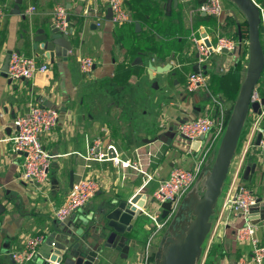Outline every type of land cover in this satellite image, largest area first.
I'll use <instances>...</instances> for the list:
<instances>
[{
  "label": "crops",
  "instance_id": "0c3cea01",
  "mask_svg": "<svg viewBox=\"0 0 264 264\" xmlns=\"http://www.w3.org/2000/svg\"><path fill=\"white\" fill-rule=\"evenodd\" d=\"M153 1L164 19L173 12L179 14L180 35L187 39L182 54H173L163 60L142 53L141 44H138L141 38L137 35L147 34V27L135 22L129 9L131 21L114 25L107 0H0L5 12L4 18L0 19V69L9 51L20 52L49 65L46 73H38L29 81L10 83L0 72V264H12L11 253L23 248L26 237L50 235L56 231L54 213L80 179H93L100 184L99 192L84 208L90 214L99 213L112 198L130 200L143 194L150 200L174 168L193 169L202 159L193 185L201 190L204 177H200L213 163V136H209L205 145L202 142L199 152L188 154L190 145L178 133L179 124L201 115L200 109L204 107L202 96L206 90L189 93L186 89L188 75L200 70L199 53L191 37L205 31L212 42H216L218 36L232 33L233 40L238 39L239 43L237 20L245 33L247 21L244 16L243 20L233 12L228 14L224 10L227 7L225 1L219 16L200 12V6L206 0ZM258 5L264 8V4ZM31 6H35L36 11L27 13ZM58 6L65 7L69 14L73 50L66 58L55 57L52 61L41 48L42 43L36 40L50 34L54 10ZM16 7L20 14H16ZM151 14L152 9L146 8L145 15ZM137 23L141 27L139 31ZM224 55L230 56L225 64L223 59L202 66L208 75V87L211 75L223 76L238 67V77L242 70L245 78L249 64L248 39L243 40L242 48L236 54ZM83 58L94 61L91 77L81 72ZM151 64L171 69L157 73L150 69ZM216 64L220 65L219 71H211L210 67ZM170 83L172 86L166 96L163 93L154 95V90ZM258 90L264 99V76ZM37 102L56 109L60 115L53 133L43 138V145L53 160L50 184L42 191L19 180L24 156L14 153L10 142L17 132L15 119ZM258 115L250 110L235 155V169L225 183L215 209L213 227L207 238L215 239L209 258L213 264H253L251 246L236 241V231L245 219L225 214L223 224H217V221L238 169L243 185L264 201V155L256 146ZM261 125L264 127V121ZM98 140L101 144L96 148ZM109 146L115 147L121 163L136 164L137 168L87 160L92 149L95 153L106 152ZM248 164L256 165V168L250 173L249 180H245ZM151 206L148 204L145 210L150 211ZM145 218L148 217L143 215L141 230L130 236L132 240L124 247L119 264H156L165 234L148 226ZM257 236L264 246V221L259 223ZM226 241L230 242L229 252Z\"/></svg>",
  "mask_w": 264,
  "mask_h": 264
},
{
  "label": "water",
  "instance_id": "95a60500",
  "mask_svg": "<svg viewBox=\"0 0 264 264\" xmlns=\"http://www.w3.org/2000/svg\"><path fill=\"white\" fill-rule=\"evenodd\" d=\"M245 17L248 24L249 64L239 97L234 105L228 126L216 160L210 171L203 173L201 190L193 188L182 206L172 209L170 203L162 206V219L174 216L163 237L162 246L156 255V264H198L203 245L211 233L215 209L221 197L225 181L227 180L232 161L236 155L238 144L247 121L250 110L260 114L261 103H251L254 89L259 85L264 72V50L261 43L260 10L254 0H231ZM16 14L21 11L16 7ZM239 45L242 48L243 36L238 20ZM140 30V24H136ZM207 34H203L205 37ZM41 48L46 51V57L52 61L55 57L66 58L73 50L70 36L61 33L53 25L50 34L38 37ZM211 48V42L206 41ZM237 50L232 54H236ZM211 51L212 48H211ZM222 53L230 54L223 50ZM12 51H9L0 69L1 76L9 79V61ZM206 69V66L203 67ZM150 69L157 73H166L171 69L157 68L153 64ZM197 70V68H196ZM11 83V79H9ZM157 88V86H154ZM182 136V135H181ZM190 145V142L182 136ZM262 135L258 134L256 146L259 147ZM204 137L191 145L193 151L198 152ZM256 165L248 164L244 179L249 180L250 173H254ZM199 179V181H200ZM148 204L147 195L138 194L130 200L112 198L106 202L104 208L97 214H90L80 209L73 213L66 222L56 223V231L51 233L36 256L28 264H119L122 251L132 240L134 231H139L143 224V212ZM260 213V214H258ZM192 219H191V216ZM256 224L264 221V201L259 199L252 208L250 216ZM54 244V245H53ZM229 241L225 245L229 252ZM119 253V256L117 255ZM12 264H17L12 261ZM237 264V263H235Z\"/></svg>",
  "mask_w": 264,
  "mask_h": 264
},
{
  "label": "built area",
  "instance_id": "2783aa9c",
  "mask_svg": "<svg viewBox=\"0 0 264 264\" xmlns=\"http://www.w3.org/2000/svg\"><path fill=\"white\" fill-rule=\"evenodd\" d=\"M107 2L112 13L111 21L114 25L121 26L131 21L132 17L130 12L125 8L124 0H107ZM256 5L260 10L261 43L264 50V8L257 3ZM35 11L36 7L31 6L27 13H33ZM200 12L210 16L221 15L223 12L221 0H208L200 6ZM4 16L5 12L0 5V19H3ZM53 20V25L56 29L63 34L69 35L70 20L65 7L58 6L55 8ZM204 32H201L199 36L192 34L191 37V41L199 53L198 65L200 70L192 72L187 77L186 89L189 93H196L208 88V75L202 70V66L207 65L213 53H222L223 50L233 53L237 50L239 45L237 41L223 36H218L216 42H212L208 35L203 37ZM207 40L211 42L213 51L207 46ZM94 66V61L91 58H83L80 61L81 72L86 77H91ZM48 70V64H41L34 57H27L20 52H13L10 55L8 77L12 81H29L33 79L36 74L46 73ZM263 76L264 72L262 77ZM261 100L257 86L253 91L251 103H261ZM260 111V114L257 116L258 119L255 130L257 134L262 135L259 149L264 155V127L261 125V122L264 121V105H261ZM59 118L60 115L56 109L46 107L41 102H37L31 104L29 110L25 114L15 119L14 124L17 128V132L10 139L12 151L24 156L19 180L36 187L40 191H42L43 188L46 189L50 184V169L53 160V157L46 151L43 145V138L53 133L59 123ZM228 122L225 118L214 116L208 109L205 114H201L192 120L180 123L178 126V133L190 142L188 154L195 152L191 148V145L200 141L202 137L206 138V136L210 135L213 131L218 135L224 134ZM99 144H101L100 140L96 141V148L99 147ZM201 147L202 143L200 148ZM87 160L91 162H113L117 165L121 164L124 168H137L136 164L121 163L114 146H109L106 152L99 151L95 153V149H92ZM201 160H198L199 164L193 169H185L183 167L174 168L170 176L160 183L152 199L154 201L153 205L161 209V212L151 214L150 211H146L145 209L142 210L143 215H146L154 224V227H152L154 230L160 231L166 225V222H162L164 220L161 217L163 211L162 206L166 203H170L172 209H176L181 199L193 187L200 172L202 165ZM99 190L100 184L93 179L78 180L73 184L64 204L55 211L54 221L56 223L66 222L73 213L80 209H84ZM258 200L259 198L255 192L243 185L240 170L238 169L234 174L233 183L226 194L217 224H223L225 214L243 217L245 223L236 231V241L240 244H248L251 246L253 264H264V246L261 245V241L257 236L259 224H256L250 218L252 208L257 205ZM48 236L49 235H37L26 237L23 248L11 253L12 260L17 264L30 263L38 256ZM214 242L215 239H207L198 264H213L209 262V258Z\"/></svg>",
  "mask_w": 264,
  "mask_h": 264
},
{
  "label": "trees",
  "instance_id": "16d2710c",
  "mask_svg": "<svg viewBox=\"0 0 264 264\" xmlns=\"http://www.w3.org/2000/svg\"><path fill=\"white\" fill-rule=\"evenodd\" d=\"M254 1L257 4H264V0ZM124 5L126 9L132 12L133 20L140 22L143 27L148 29L147 34L137 35L138 39L141 38L138 44H141L142 53L153 54L164 60L173 54H182L184 52L187 39L181 38L178 13L173 12L167 19H164L163 13L157 9L153 0H124ZM148 7L152 9L150 16L145 15V9ZM242 33L243 40L248 39V24H246V33L244 30H242ZM238 70L239 67L223 76L211 75L208 88L209 95L213 99L220 97L222 101L223 98H227L234 100L236 103L244 81V79L240 81L237 74Z\"/></svg>",
  "mask_w": 264,
  "mask_h": 264
},
{
  "label": "rangeland",
  "instance_id": "374dc122",
  "mask_svg": "<svg viewBox=\"0 0 264 264\" xmlns=\"http://www.w3.org/2000/svg\"><path fill=\"white\" fill-rule=\"evenodd\" d=\"M199 1H202V0H199ZM221 1H222V4H223L222 7L224 6V1L227 3V7L224 8V10L226 12H228V14L231 13V12H233V13H235V15H236V17L238 19H241L242 18L244 20V17L242 15V13L239 11V9L237 8V6L231 0H221ZM226 36L229 37V38H232V39L235 38V36L232 33H229ZM247 44H248V42L245 43V47L247 46ZM223 59H224L223 64H225L226 61H228V59H230V56L224 55V54L213 53L211 55L210 60L208 61V63L210 65L211 62L212 63H215V62H218V60L222 61ZM219 66L220 65H217L216 64V65H213V68L210 67V69H212L211 71H213V72H217V71H219V69H218ZM239 77H240V81H242L243 78H244V73H243L242 70L239 72ZM261 83H262V79H261L259 85H261ZM170 85H171V83L168 84V85H164L159 90H154L153 91L154 95L160 96L163 93V96H164L166 92L168 93L170 91L171 86H172V85L171 86ZM208 88L206 89L205 94H203V96H202V101H204V107L202 109H200V111L202 112V114H205L206 111H208V109H209L210 113L212 112V114L214 116H218L219 118H225V120L228 122L229 121V116H230L231 112L233 111V108H234V105H235L234 100L227 99V98H223L222 101H221L220 100V97L219 98L218 97H215L214 99L213 98H209V96H208L209 95ZM158 92H160V94ZM225 132H226V130H225ZM225 132H224V134H225ZM212 133L210 135H208V137L203 141V144L205 145L207 143V140H208L209 136H211V135L213 136L214 149L212 151V155H214V158H215V156L217 157L218 149H219V147L221 145V142H222V139L224 137V134L218 135L215 131H213ZM214 158H213L212 166H213V164H214V162L216 160V158H215V160H214ZM236 161H237V159H236V157H234V159L232 161V164H231V167H230V171H229L227 180L225 181V183L228 182L231 179L233 170L235 169ZM193 188L194 187H192L187 192V194H185V196L181 199L180 203H178V205L176 206V210H178L182 206L183 202L186 200L187 196L193 190ZM160 212H161V209H159L156 205H152L151 206V208H150V213L151 214H157V213H160ZM173 217L174 216L171 215V217H169V218H167V219H165V220L162 221L163 223L166 222V225L163 228L164 230L163 229H162L163 231L161 230L162 235H164L165 232L167 231V229L169 228V225L172 222ZM213 218H214V216L212 217V220H213ZM191 219H192V216H191ZM144 221H145V223L148 226L154 227V224L152 223V221L149 218H145ZM205 245H206V242L203 245V249H204Z\"/></svg>",
  "mask_w": 264,
  "mask_h": 264
}]
</instances>
